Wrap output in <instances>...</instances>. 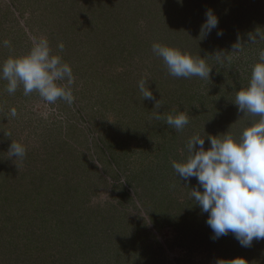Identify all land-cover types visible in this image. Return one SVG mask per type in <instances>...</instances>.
<instances>
[{
  "label": "rangeland",
  "instance_id": "obj_1",
  "mask_svg": "<svg viewBox=\"0 0 264 264\" xmlns=\"http://www.w3.org/2000/svg\"><path fill=\"white\" fill-rule=\"evenodd\" d=\"M209 9L219 23L205 34ZM256 32L264 0H0V41L11 42L0 62L47 37L72 67L75 97L49 104L0 80V264H264V239H212L191 197L203 189L171 166L193 135L208 150L209 136L238 139L260 119L234 103L264 49L249 39ZM238 37L243 51L230 53ZM157 42L204 58L210 79L171 76ZM142 78L154 100L143 99ZM178 111L190 117L181 131L165 123ZM12 141L26 147L22 159L9 158Z\"/></svg>",
  "mask_w": 264,
  "mask_h": 264
},
{
  "label": "clouds",
  "instance_id": "obj_2",
  "mask_svg": "<svg viewBox=\"0 0 264 264\" xmlns=\"http://www.w3.org/2000/svg\"><path fill=\"white\" fill-rule=\"evenodd\" d=\"M178 3L183 0H177ZM206 20L202 31L210 34L217 28L219 20L211 9L206 12ZM217 35H223L218 31ZM257 37L264 40V33H250L249 39L255 43ZM9 40L0 41V46L10 47ZM64 43L57 48L64 50ZM230 53L243 51L239 37ZM152 52L163 59L168 73L177 78L210 79L212 66L201 56L194 57L180 49L153 43ZM231 60L229 53L218 51L215 58ZM0 80L7 81L5 90L14 94L22 85L23 94L33 92L49 104L63 100L71 106L75 97L71 85L74 83L72 67L59 54H53L47 37H33L32 46L23 56H9L0 62ZM147 79L138 82L143 99L154 100L149 90ZM234 103L244 114L259 116L246 127L239 138L230 134L222 137L209 136L211 147L204 149L205 139L193 135L187 141L188 157L182 162L173 160L171 166L175 173L190 180L195 177L203 191L193 189L191 197L202 212L208 213L206 223L212 229V239L231 232L243 247H249L254 239H264V49L259 51V60L252 67L251 78L247 87H241L235 96ZM161 106L155 101V108ZM8 115L15 118L18 113L15 107ZM7 118V117H6ZM155 120H160V112L153 113ZM190 122L186 111L168 114L165 123L176 131H181ZM199 146L198 150L196 146ZM26 147L19 143H11L9 158L22 159L26 155Z\"/></svg>",
  "mask_w": 264,
  "mask_h": 264
}]
</instances>
